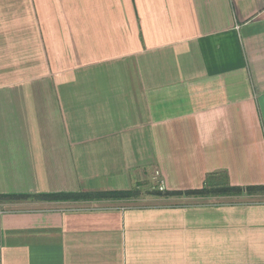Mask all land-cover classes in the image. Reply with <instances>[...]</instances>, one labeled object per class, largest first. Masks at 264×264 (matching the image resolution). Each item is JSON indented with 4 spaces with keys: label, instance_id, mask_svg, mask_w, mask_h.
<instances>
[{
    "label": "crops",
    "instance_id": "obj_1",
    "mask_svg": "<svg viewBox=\"0 0 264 264\" xmlns=\"http://www.w3.org/2000/svg\"><path fill=\"white\" fill-rule=\"evenodd\" d=\"M208 177L264 186V0H0L1 264H264L263 192L35 199Z\"/></svg>",
    "mask_w": 264,
    "mask_h": 264
},
{
    "label": "trees",
    "instance_id": "obj_2",
    "mask_svg": "<svg viewBox=\"0 0 264 264\" xmlns=\"http://www.w3.org/2000/svg\"><path fill=\"white\" fill-rule=\"evenodd\" d=\"M211 180L210 177L207 178L204 186L201 189L187 190V191H156L154 195L160 197H175V196H199L203 193H210L207 189V184ZM133 190L131 191H107V192H96V193H82V192H71V193H55V194H45L35 196V199L47 200V201H57V202H78V201H107V200H127L136 198L133 195ZM246 192L248 194L255 192H264V186L261 187H232L226 186L224 190L220 191L223 193L221 195H235L242 194ZM138 193V192H136ZM26 199V196H2L0 195V200H11V199Z\"/></svg>",
    "mask_w": 264,
    "mask_h": 264
},
{
    "label": "rangeland",
    "instance_id": "obj_3",
    "mask_svg": "<svg viewBox=\"0 0 264 264\" xmlns=\"http://www.w3.org/2000/svg\"><path fill=\"white\" fill-rule=\"evenodd\" d=\"M162 186L161 183L159 182V186H158V180L153 181L152 179L150 181H144L142 182L140 185H138L136 188H134L133 190V195L137 196V197H142L144 200L147 199H162L160 196H156L154 195V193L156 191H165L162 190ZM207 189L209 191H211L210 193L208 192L207 194L203 193V195H199V196H175V197H185V198H191V199H209V198H213V197H217L220 196L223 193H220V191L224 190L225 187L224 186H219V185H213V181H209V183L207 184ZM138 192V193H136ZM261 194V196H264V192L263 193H259ZM226 195V193H225ZM232 195V194H231ZM135 199V198H134ZM155 200V205H158L159 203H157V201ZM57 202V201H55ZM168 203V202H167ZM172 203V202H170Z\"/></svg>",
    "mask_w": 264,
    "mask_h": 264
},
{
    "label": "built area",
    "instance_id": "obj_4",
    "mask_svg": "<svg viewBox=\"0 0 264 264\" xmlns=\"http://www.w3.org/2000/svg\"><path fill=\"white\" fill-rule=\"evenodd\" d=\"M5 214V210L0 208V264L2 261V236H3V227L1 223V218Z\"/></svg>",
    "mask_w": 264,
    "mask_h": 264
}]
</instances>
